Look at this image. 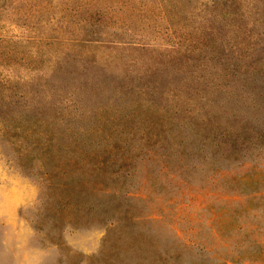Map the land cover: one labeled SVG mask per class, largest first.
<instances>
[{
  "label": "rangeland",
  "instance_id": "374dc122",
  "mask_svg": "<svg viewBox=\"0 0 264 264\" xmlns=\"http://www.w3.org/2000/svg\"><path fill=\"white\" fill-rule=\"evenodd\" d=\"M261 96L264 0H0V264H264V149L192 144Z\"/></svg>",
  "mask_w": 264,
  "mask_h": 264
},
{
  "label": "trees",
  "instance_id": "16d2710c",
  "mask_svg": "<svg viewBox=\"0 0 264 264\" xmlns=\"http://www.w3.org/2000/svg\"><path fill=\"white\" fill-rule=\"evenodd\" d=\"M255 102L257 110L248 108L244 110V112H241L242 115L240 114L235 117V120L237 119L235 124L239 125V128H225L221 131L219 128L209 127L208 123H202L200 125L202 127L199 126L197 128L203 129L204 133L201 137V141L198 142V139L192 141L194 149L197 150L200 155L208 152L210 148H212L213 152L216 154L224 150V155L219 158L216 157V162H218V164L227 160L234 162L253 159L256 151L264 149V107L260 106L264 103V96H261V99ZM183 121L184 119L178 121L174 126H181ZM177 129L179 130L180 128ZM184 141L185 140L182 139L181 143H184ZM184 150L186 149L184 148ZM94 205L98 206V203ZM250 242H254L253 244L256 245L255 249L260 247L258 246L259 243L256 241ZM261 254L260 252L259 256H261ZM259 256L250 254L247 259L255 261Z\"/></svg>",
  "mask_w": 264,
  "mask_h": 264
}]
</instances>
